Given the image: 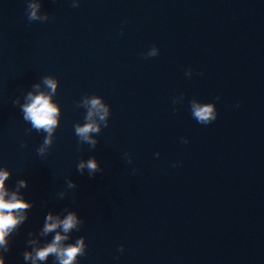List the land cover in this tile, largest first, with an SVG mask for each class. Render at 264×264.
Wrapping results in <instances>:
<instances>
[{"label":"water","instance_id":"95a60500","mask_svg":"<svg viewBox=\"0 0 264 264\" xmlns=\"http://www.w3.org/2000/svg\"><path fill=\"white\" fill-rule=\"evenodd\" d=\"M48 75L20 0H0V168L7 167L11 173L5 182L10 189L16 190L21 179L28 182L19 192L30 204L27 220L9 236L10 251L0 250V255L5 264H30L23 257L25 251H32L28 240L43 246L55 235H41L46 216L51 213L63 219L68 212H76L82 224L68 234L66 243L86 238L87 254L79 257V264H153L99 174L90 178L87 169L83 174L77 171V164L90 157L79 143L58 92L53 102L58 105L61 124L49 152L38 153L46 133L29 132L30 123L13 101L19 97L24 104L35 84H40L39 91L49 92L42 83ZM69 179L76 182V188L67 187ZM53 260L50 256L38 264H53Z\"/></svg>","mask_w":264,"mask_h":264},{"label":"clouds","instance_id":"9594fccd","mask_svg":"<svg viewBox=\"0 0 264 264\" xmlns=\"http://www.w3.org/2000/svg\"><path fill=\"white\" fill-rule=\"evenodd\" d=\"M78 6L79 3H73V7ZM39 9V3H36L35 0H29V21H47L49 19L47 15L39 16ZM159 51L158 47L153 46L145 55L154 57L159 54ZM186 75H192L191 68L187 70ZM42 83L50 90L49 92L39 91L40 84H35L33 85L34 90L25 95L24 104H20L19 97L13 103L20 106L23 119L30 123L29 132L34 129L37 132L46 133L43 143L37 150L41 156H44L55 142V133L61 121L58 119L60 117L58 105L53 102V96L57 93L58 79L53 75H48L43 78ZM77 106L85 108L86 115L84 116V123L74 125L75 134L81 145L88 144L95 148L99 141L94 138V134L100 133L102 128L108 126L111 106L105 103L102 96L87 94L78 102ZM190 109L193 118L202 125L211 124L219 115L215 103H203L195 98L190 102ZM182 142L187 143L188 141L186 138H182ZM156 155L159 156L160 154L156 153ZM129 163H131V157H129ZM85 169H87L90 178H94L98 172L103 171L100 162L94 156L87 160H81L77 164L79 173L83 174ZM10 175L7 167L0 168V250L3 253L10 251L9 236L17 229L18 225L27 220L25 212L30 208V204L19 192L20 188L27 187L28 182L21 179L16 184V190H12L5 183L9 180ZM67 187L74 189L77 184L69 179ZM61 197H63V193H61ZM81 224L82 221L76 212H68L63 219L58 215L49 213L45 218L41 235L48 236L50 233H55V235L51 241H45L43 246H39L36 241L28 240V244L33 247L31 252L25 251L23 253L24 260L30 264H38V262L48 261L51 256L54 258L53 264H79V257L87 254L86 238L81 236L73 243L66 242L70 240L68 234L73 230H79ZM123 250L122 245L120 251ZM0 264H5L3 255H0Z\"/></svg>","mask_w":264,"mask_h":264}]
</instances>
